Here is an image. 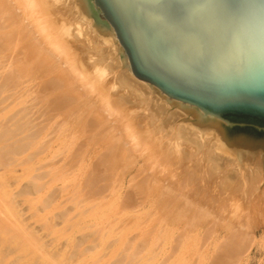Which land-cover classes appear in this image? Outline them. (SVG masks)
<instances>
[{
	"label": "bare ground",
	"instance_id": "obj_1",
	"mask_svg": "<svg viewBox=\"0 0 264 264\" xmlns=\"http://www.w3.org/2000/svg\"><path fill=\"white\" fill-rule=\"evenodd\" d=\"M91 3L0 0V264H244V208L193 184L264 197V134L136 77Z\"/></svg>",
	"mask_w": 264,
	"mask_h": 264
},
{
	"label": "water",
	"instance_id": "obj_2",
	"mask_svg": "<svg viewBox=\"0 0 264 264\" xmlns=\"http://www.w3.org/2000/svg\"><path fill=\"white\" fill-rule=\"evenodd\" d=\"M136 77L225 120L235 130L264 126V0H95Z\"/></svg>",
	"mask_w": 264,
	"mask_h": 264
},
{
	"label": "rangeland",
	"instance_id": "obj_3",
	"mask_svg": "<svg viewBox=\"0 0 264 264\" xmlns=\"http://www.w3.org/2000/svg\"><path fill=\"white\" fill-rule=\"evenodd\" d=\"M90 3H91V0H90ZM92 4H93V2L91 3V5ZM92 7H94V6L92 5ZM89 14H90V12H89ZM89 18H90V21L93 23V25L99 26L98 23L101 24V22H99L98 18L96 19L94 17V15L90 16ZM26 21H28L27 24H29L30 19L27 18L25 20V22ZM101 25H103V24H101ZM103 26L107 30L109 29V26H106V25H103ZM124 52H125V50H124ZM12 55H14L13 51H7L6 52V56L8 57L9 60H10V57ZM15 56H17V53L15 54ZM237 133H239V132H235V131L228 128V134L230 136L231 135L237 136ZM242 133H247V132H242ZM248 134H251V133L248 132ZM256 138H259V137H256ZM52 139H53V136H52ZM233 147L234 146H232L231 148L233 149ZM237 155H238L237 159L239 162L242 157L239 154H237ZM135 160H137V164H135V166H133V168L130 170L131 175L126 174L130 177L136 176L139 173L138 172L139 166L148 165V169H150L152 167L151 161L147 160L146 157H142V156L137 155L135 157V159L132 158V160L130 162H135ZM136 172H138V173H136ZM130 177H129V179H130ZM160 179H162V177H160ZM263 184H264V180H263ZM193 185H197V187H203L204 190L210 192L211 193L210 199H212L214 201H219V202L221 201L220 197L216 196L217 192L221 194L222 198H227V196L230 193H233V197H232L233 199L232 200L228 201L226 199L227 202L223 203V204L214 203L212 208H214V210L220 208L219 212L220 213L222 212V216L219 219V221L223 220V218L226 219L225 215H229V212H230V210L234 204L239 205L242 208V210L244 208V211H242V213H241V215L243 217H245V219L243 221H246L247 219H249L250 224L252 225V229H254V231L252 230L253 232H251L253 234V235H251V237L253 236V238H251V237L248 238V240L250 241L251 244L249 245L250 248H249V250L245 256L246 261L244 264H264V197L259 198L258 200L246 199V198L241 197L240 194L235 193L233 188H231V187L226 189L225 192H224V190L222 191L220 188V184H216V183L211 184L208 182V184H204V183H198V181H196V183H194ZM262 191H264V187H263ZM234 202H239V203H234ZM18 205H19L20 209L22 210V213L25 214L26 216H29L28 205L24 204L21 201H19ZM27 220H28V222H29L28 224L30 226V219L27 218ZM241 220L242 219L239 218L238 221L240 222ZM225 224H226L225 222H222V224L220 223L219 229H220V227L223 228L225 226ZM250 228H251V226H250ZM39 229H40L39 227H36V231L40 232L43 235V232ZM222 234H223V236L225 235L224 232ZM43 237H44V235H43Z\"/></svg>",
	"mask_w": 264,
	"mask_h": 264
},
{
	"label": "trees",
	"instance_id": "obj_4",
	"mask_svg": "<svg viewBox=\"0 0 264 264\" xmlns=\"http://www.w3.org/2000/svg\"><path fill=\"white\" fill-rule=\"evenodd\" d=\"M227 118L234 122H242V123H249V124L264 126V121H261L257 118H251L247 116H235V115H229L227 116Z\"/></svg>",
	"mask_w": 264,
	"mask_h": 264
}]
</instances>
